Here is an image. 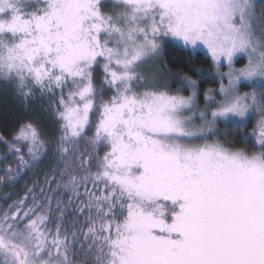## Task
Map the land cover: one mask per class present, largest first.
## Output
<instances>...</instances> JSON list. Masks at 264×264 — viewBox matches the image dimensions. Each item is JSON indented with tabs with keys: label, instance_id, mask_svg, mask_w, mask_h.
I'll use <instances>...</instances> for the list:
<instances>
[{
	"label": "snow or ice",
	"instance_id": "6c2138e0",
	"mask_svg": "<svg viewBox=\"0 0 264 264\" xmlns=\"http://www.w3.org/2000/svg\"><path fill=\"white\" fill-rule=\"evenodd\" d=\"M257 8V0H0V82L25 106L47 98L55 125L46 141L38 118L25 121L14 139L31 160L14 151L27 168L54 148L61 167L45 183L67 196L33 185L31 206L25 198L0 213V264H264ZM168 41L210 53L220 87L204 93L203 110L190 76L192 95L183 96L143 71ZM252 119L245 139L255 151L216 138L227 135L220 123L246 128Z\"/></svg>",
	"mask_w": 264,
	"mask_h": 264
},
{
	"label": "trees",
	"instance_id": "16d2710c",
	"mask_svg": "<svg viewBox=\"0 0 264 264\" xmlns=\"http://www.w3.org/2000/svg\"><path fill=\"white\" fill-rule=\"evenodd\" d=\"M257 2V13L259 14L261 9H264V3H260V0ZM156 65L159 71L156 79L160 82L161 87L171 88L172 81H176V85L183 84V78L187 75L196 80L197 84L201 83L202 95L200 98H203L204 93L208 90L219 88L212 76V60L201 53L193 55L191 51L181 47L167 45L162 58L156 61ZM201 75H204V78H201ZM101 76L102 73L98 71V81ZM241 91H252V89L242 88ZM175 93L178 94V91L175 90ZM37 97L35 103L25 106L16 97L11 86L0 82V137L3 138L0 140V213L8 211L10 205L25 198L28 206H31L32 196L28 195V189L33 188V185H39L34 189L36 194H39L40 187H43L47 196L67 199L63 191L57 193L55 183L51 185L45 183V175L48 174V178L51 179L53 175H58V169L61 167L58 157L54 154V148L47 146V151L41 155V159L32 162L31 166L27 168L19 165L18 156L14 151L13 146L20 147L25 160H31L27 152V145L18 143L14 139L18 134L19 126L28 120L35 122V119L38 118L42 137L46 141L52 139L55 125L52 123L51 112L44 111L48 108L49 101L47 98L40 100L39 94ZM255 123V119H252L246 128L235 124L220 123L218 127L221 133L227 135H220L216 138L226 143L227 146L250 148L255 151L252 138L245 139L254 130ZM78 147L82 150L88 148V145L81 144ZM88 150L91 151V148ZM100 155H103V151L100 152ZM9 169L12 171L9 172ZM18 169L19 174H17ZM53 169H57V172L54 173ZM53 206H55V200H53Z\"/></svg>",
	"mask_w": 264,
	"mask_h": 264
},
{
	"label": "rangeland",
	"instance_id": "374dc122",
	"mask_svg": "<svg viewBox=\"0 0 264 264\" xmlns=\"http://www.w3.org/2000/svg\"><path fill=\"white\" fill-rule=\"evenodd\" d=\"M167 45L178 46V47H181V48L185 49L179 42H176V41H168V42H166V46ZM185 50L191 51V49H185ZM196 53H201V54L205 55L206 57H209L212 60L210 53H208L207 50L204 49L203 47H201ZM212 63H213V61H212ZM244 63H246V59L244 57H242V56L237 57L236 58V61H235V67L239 68V65L241 64V66H242ZM143 71L146 74H148V75H152V74L155 73L156 76H157L159 71H158V68H157V65H156V61L153 62V63L147 64L144 67ZM221 71H224V72L228 71L226 62L224 64V66L221 68ZM156 76H155V78H156ZM212 76H213L216 84H218L219 87H220V78H219V75L217 73V70H216V67H215L214 64H213V73H212ZM201 78H204V75H201ZM156 80L158 81V79H156ZM175 82L176 81H172L171 82V86H170L171 88H168L167 89L170 93L176 94L175 93V90H177L179 95H183V96H190V95H192V89L186 88L184 86V84H177L176 85ZM158 83L160 84V82H158ZM224 83H227V81L225 80ZM200 84L201 83H198L197 84L198 87L196 89L197 95H196V100H195V106L199 110H203L204 107H205V99H204V96H203V98H200L201 95H202ZM160 86H161V84H160ZM213 91H215V90H213ZM217 99H219V97H217ZM197 123H199V122L197 121Z\"/></svg>",
	"mask_w": 264,
	"mask_h": 264
}]
</instances>
